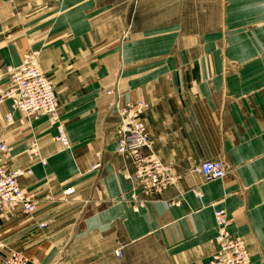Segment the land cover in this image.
Listing matches in <instances>:
<instances>
[{"label": "crops", "instance_id": "obj_1", "mask_svg": "<svg viewBox=\"0 0 264 264\" xmlns=\"http://www.w3.org/2000/svg\"><path fill=\"white\" fill-rule=\"evenodd\" d=\"M58 1L0 0V73L38 48L41 69L56 89H80L87 74L79 71L71 41L48 42ZM226 54H200L194 59L203 62L194 69L172 66L173 54H167L163 64L140 75L116 73L106 63L96 80L90 71L84 90L101 87V96L78 118L82 100L65 101L60 115L67 145L53 140L48 122H33L26 113L7 121L8 108L0 104V143L11 150L5 163L33 169L19 184L36 204L33 213L18 209L0 217V264L12 250L27 264H206L216 246L212 203L226 209L234 234L258 237L250 264H264V58L229 69L220 61L247 57ZM190 55L181 52L178 59ZM138 101L145 104L141 117L151 142L143 152L182 175L140 207L123 177L132 160L115 149L121 108ZM33 140L44 165L26 152ZM206 159L224 161L229 176L205 181L191 171Z\"/></svg>", "mask_w": 264, "mask_h": 264}, {"label": "rangeland", "instance_id": "obj_2", "mask_svg": "<svg viewBox=\"0 0 264 264\" xmlns=\"http://www.w3.org/2000/svg\"><path fill=\"white\" fill-rule=\"evenodd\" d=\"M252 1L59 0L55 2L54 27L48 42L69 39L74 51L78 52L79 71L87 74L80 77L79 84L82 86L74 92L61 90L63 85L57 86L56 89L51 78L46 76L54 89L59 113L65 101L73 98L82 100L79 105L83 110L74 117L85 116L83 112L86 110V103L100 99L97 95L101 96L102 91L101 87H97L95 91L85 92L84 84L87 78H91L90 71L94 73L93 78L96 80L98 78L96 73L101 72L105 63L116 73L122 71L123 74L126 70L140 75L149 73L163 64L165 61L160 60V57L167 54H173L172 66L178 68L185 65L190 69L201 66L203 61L194 58L203 53H238L247 57L243 60L220 61L224 64L223 67L229 69L241 68L243 65L256 62L254 58H264V17L259 18L260 13L251 5ZM65 3L70 4L65 5ZM262 3L264 5V2ZM82 23L81 28L79 25ZM83 30L86 31L82 32ZM166 37L172 39L169 50L160 53L159 47L163 45ZM31 50L33 48L26 52ZM37 50L40 54V49ZM181 52L191 53L192 55L189 56L191 58L181 61L178 59V53ZM107 53H109L107 57L101 58ZM228 54L225 57H229ZM206 62L214 67L213 60ZM194 74L189 73V78L190 75L193 78ZM86 95L91 97L86 98ZM93 110L99 111L100 114V109L93 108ZM225 166L228 177L229 167L226 163ZM212 205L218 204L212 203L210 206ZM243 240L251 254L252 248L258 244V237L252 235L251 239L243 237Z\"/></svg>", "mask_w": 264, "mask_h": 264}, {"label": "built area", "instance_id": "obj_3", "mask_svg": "<svg viewBox=\"0 0 264 264\" xmlns=\"http://www.w3.org/2000/svg\"><path fill=\"white\" fill-rule=\"evenodd\" d=\"M39 50L26 52L19 63L6 64L0 73V104L7 106L5 118L12 121L16 112L26 113L31 121L48 122L54 127L53 140L68 144V136L59 113L57 99L52 85L39 63ZM145 108L142 101L127 102L121 108L123 119L121 135L115 142L116 151L132 160L131 170L123 177L128 181L126 191L138 207L143 206L151 197L163 193L181 178L171 167L161 161L153 152L144 153L150 148V137L141 114ZM30 158L40 159L37 141L33 140L26 148ZM10 147L0 143V217L21 209L27 213L36 210L34 196L19 184V178L33 173L32 168H12L5 163L10 156ZM97 166V165H95ZM191 171L200 174L205 181L220 179L226 175L224 161L206 159L191 167ZM72 187L64 190L70 193ZM214 220L215 250L207 258L206 264H250V255L243 238L233 233L232 221L226 209L216 206L212 212ZM44 226V223H41ZM1 246V245H0ZM117 255H121L117 251ZM3 264H27V258L18 251H10Z\"/></svg>", "mask_w": 264, "mask_h": 264}, {"label": "bare ground", "instance_id": "obj_4", "mask_svg": "<svg viewBox=\"0 0 264 264\" xmlns=\"http://www.w3.org/2000/svg\"><path fill=\"white\" fill-rule=\"evenodd\" d=\"M262 2H264V0H253L252 2H251V5L253 6V8H256V10L257 11H259V13H260V16H259V18H262V17H264V5H263V3ZM70 3H65V5H69ZM263 5V6H262ZM81 18V17H80ZM79 27H83V23H82V25H79ZM80 28V29H81ZM79 29V30H80ZM170 37V36H169ZM169 37H166L165 38V40H164V43H163V45H161L159 48H160V50H159V52L161 53V52H166V51H168L169 50V47H170V44H171V40L172 39H169ZM33 49H36V48H33ZM38 49V48H37ZM262 55V54H261ZM53 130H54V127H53ZM65 130V129H64ZM65 132H66V134H67V131L65 130ZM67 136H68V134H67ZM223 178V177H222ZM221 179V178H220ZM216 206H218V205H212L211 207H212V212H213V209H214V207H216ZM213 219V218H212ZM214 227V226H213ZM214 229V228H213ZM210 257V256H209Z\"/></svg>", "mask_w": 264, "mask_h": 264}]
</instances>
